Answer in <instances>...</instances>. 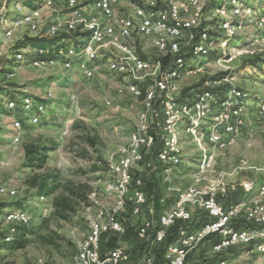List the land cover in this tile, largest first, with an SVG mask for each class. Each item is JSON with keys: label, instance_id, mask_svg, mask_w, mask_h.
I'll return each instance as SVG.
<instances>
[{"label": "built area", "instance_id": "1", "mask_svg": "<svg viewBox=\"0 0 264 264\" xmlns=\"http://www.w3.org/2000/svg\"><path fill=\"white\" fill-rule=\"evenodd\" d=\"M248 1L216 0L211 4L212 0H18L15 16L7 15L6 11L0 13V63L5 61L9 65L8 79L16 76L19 64L24 61L39 69L76 68L85 78L92 79L95 62L106 58L109 71L123 79V84L116 89L117 94L130 93L142 100L137 128L122 149L120 160L111 166L115 179L109 183L108 191L113 193L115 205L110 210H99L91 219L90 233L80 247L76 264H124L130 260L128 250L121 245L102 255V236L110 232L119 236L126 233L119 215L128 200L132 201L135 215L142 213L147 196L139 178L132 197H129L131 170L143 161L144 153L153 148L157 137L162 142L157 158L168 166L166 171L181 163L182 130L200 146L206 141L212 143L213 150L204 152L193 184L179 193L174 206L160 215L159 223L154 218H146L141 223L138 238L151 246L162 242L167 229L176 221L191 220L190 207L193 205L207 211L210 219L196 230L182 229L177 241L166 249L165 264H186L188 255L214 236L218 237L213 243L217 253L250 243L257 236V230L235 227L244 202L225 206L218 201V190H227L223 175L218 177V189L209 184L199 186L213 171L216 149L226 147L228 138L245 123L246 93L232 84L233 77L229 72L238 57L253 53L233 45V39L244 27ZM117 8L122 10L118 12ZM56 9V16L47 15L49 10ZM209 12L216 21L211 22ZM263 21L264 18L256 20L255 24L263 26ZM17 30H26L29 37L59 40L50 46L29 44L17 48L11 44ZM75 32L79 34L75 36ZM138 36L152 41L151 45L157 51L155 58L141 53ZM72 38L75 42L64 44L66 40L73 41ZM7 46H12L8 54L4 50ZM213 53L226 75L208 77L196 96L181 100L183 74L203 71V59ZM189 61H192L190 65ZM191 66L194 68L187 70ZM223 86L226 90L220 98L216 90ZM105 103L112 104L110 99ZM3 105L9 111L20 106L23 112H30L31 124L40 123L47 112L45 101L35 102L32 96L23 94L19 105L0 89V119L4 117ZM258 115H264L262 101ZM208 119L212 124L206 130ZM14 127L17 130L14 142L18 143L23 130L21 119L14 120ZM245 188L250 192L255 189L253 183H245ZM4 190L0 189V192ZM258 190L264 194V179ZM10 193L15 195L16 191ZM246 219L253 225H264V204L256 203L247 208ZM31 220V213L26 208L0 206V227L8 226L4 237L7 242L13 241L17 225H29ZM259 250L264 254V245ZM135 264H155V256L149 252ZM219 264L229 262L222 259Z\"/></svg>", "mask_w": 264, "mask_h": 264}, {"label": "rangeland", "instance_id": "2", "mask_svg": "<svg viewBox=\"0 0 264 264\" xmlns=\"http://www.w3.org/2000/svg\"><path fill=\"white\" fill-rule=\"evenodd\" d=\"M17 2L0 0V13L6 11L7 15L15 16ZM214 3L216 0H212L211 4ZM120 10L117 8L118 12ZM57 14V9L47 13L51 18ZM208 15L211 22L216 21L212 13ZM244 15V27L233 39V45L253 53L238 57L229 75L233 77L232 84L246 93L245 123L234 136L228 138L226 147L216 149L213 171L199 186L209 184L217 187L218 177L223 175L227 190H218V200L222 204L229 203L227 206L244 202L239 221L243 228L257 230L258 234L252 242L222 253L214 251L212 241L203 242L190 253L187 264H219L222 259L229 264H264V254L259 250L264 245V225H253L246 219L247 208L256 203L264 204V194L258 190L264 179V115H258L259 104L264 102V24L260 27L255 24L256 20L264 18V0H249ZM27 37L26 30H17L11 44L15 46ZM73 42L74 39L66 40L64 44ZM137 42L142 54L152 58L157 56L150 39L138 36ZM44 44L51 45L49 41ZM11 47L4 48L7 54ZM202 64L203 71L185 72L182 76L180 84L183 90L189 89L187 95L196 96L208 77L226 75L216 63L215 53L203 59ZM95 67L94 77L88 79L76 68L39 69L24 61L19 64L16 76L8 79L6 72L9 65L5 61L0 63V86L6 88L3 92L7 98H14L20 105L21 96L28 94L35 102L47 103V112L38 124H31V113L23 112L20 106L15 111H9L3 105L4 117L0 119V189L5 190L0 192V206L10 209L20 203L29 210L32 220L29 225H17V233L11 242L4 240L8 226L0 227L4 232L0 237V264H76L80 247L90 233L91 219L99 210H110L115 205L114 195L108 191L109 183L115 179L111 166L120 160L122 149L128 145L137 128L142 100L130 93L117 94L116 89L123 84V79L109 71L106 58L96 61ZM225 90L224 86L217 88L220 98ZM49 93L52 95L47 98ZM106 99H110L112 104L107 105ZM16 118L21 119L23 125L18 143L14 142ZM211 124L212 120L208 119L205 129ZM181 137L183 155L179 165L166 171L168 166L158 165L152 155L153 149H150L144 153V160L131 170L132 178L141 177L146 183L156 185V198L160 201L155 209L154 193L144 184L148 199L142 213L135 215L129 201L121 213L125 235L121 238L108 235L103 239V252L108 253L117 245L127 247L130 260L124 264H132L135 248L144 243L138 238L141 223L149 217L155 216L156 219L173 207L179 193L193 184L204 152L213 150L212 143L206 141L200 146L184 130ZM29 144L53 147L44 166H27L25 148ZM81 183L91 187L88 200L75 204L68 218H62L61 213L56 212L54 199L67 194L66 187ZM245 183H253L255 189L247 191ZM135 188L136 184L130 185L129 197H132ZM12 190L16 191L15 195L10 193ZM190 210L193 225L198 226L206 219V211L202 207L193 205ZM248 223L251 227H245ZM150 246L139 250L140 259L149 252L154 255Z\"/></svg>", "mask_w": 264, "mask_h": 264}, {"label": "trees", "instance_id": "3", "mask_svg": "<svg viewBox=\"0 0 264 264\" xmlns=\"http://www.w3.org/2000/svg\"><path fill=\"white\" fill-rule=\"evenodd\" d=\"M78 34H79L78 32L74 33L75 36H77ZM58 40H59V38L27 37L24 41L17 43L15 46L17 48L26 47L29 44L38 45V46H40V45L41 46H47V44H44L45 42L49 41L52 45V44L56 43ZM0 89L5 90L6 88L3 86H0ZM188 90L189 89L183 90L181 100H186V99H189L191 97V95H187V93H186ZM152 132L155 133L154 130H152ZM52 148L53 147H45V146L44 147H37L33 144L27 145L25 148L26 158H27V166H38V167L44 166V163L46 162V159H47V154L50 150H52ZM161 148H162V142L161 141L159 142V138L157 137L155 145L152 148L153 149L152 155L155 157L156 163L158 165H163L157 158L158 151ZM141 179L143 181L141 188L145 191L143 185L146 184L147 188L148 189L150 188L152 190V193H154V199H155L154 200V208L157 209L159 206L160 200H157V198H156V196H157L156 195V192H157L156 185H154L151 182L146 183V181L143 180V178H141ZM136 180L137 179L132 178L131 186H132V184H136ZM136 187H137V185H136ZM66 191H67V194L61 195V196L56 197L54 199V205L56 208V212L59 211L61 213L62 218H68V214H69V212H72L74 210L75 204L86 202L88 200V196L91 193V187L86 183H81V184L70 185V186L66 187ZM145 193L147 196L146 191H145ZM147 199H148V196H147ZM129 201L130 200L127 201L126 205L129 203ZM218 201L221 203L220 200H218ZM130 203L132 204V201H130ZM230 203H232V202L230 201ZM126 205H125V207H126ZM145 205H147V202ZM223 205L227 206V205H229V203H226V204L224 203ZM20 207H22V205L20 203L16 204V208H20ZM131 209L133 212V204H132ZM121 213L119 216H120V219L122 220ZM154 213H156V210ZM151 218H153V217H151ZM159 218H160V215L156 219L154 216V219L156 220L157 224L159 223ZM209 219H210V216H209L208 212L206 211V219L204 221H202V223L198 226L193 225V215H192L191 220H189V221H183V220L176 221V223L174 225L170 226L167 229L165 239L160 243H157V242L154 243L155 244V250H154L155 264H159V262H164V264H165V262H166L165 261L166 249L170 244H173L174 242L177 241L179 234H180V231L182 229H186L188 231L196 230V229L200 228L202 225H204ZM122 222L124 223L123 220H122ZM235 227L243 228L242 223L239 221V219L235 222ZM245 227H251V225L248 223V225H246ZM3 235H4V232L1 231V229H0V237ZM108 235H115L116 237L121 238L125 234L123 236L116 235L115 233H112V232L103 234L102 239H101V252H103L102 241ZM206 241H212L214 243V242L218 241V237L214 236V237L209 238ZM206 241H204V243ZM143 242L144 243L142 244V249L144 247H146V245H150L149 242H145V241H143ZM189 255L186 259V264L188 262ZM219 260H221V259H219Z\"/></svg>", "mask_w": 264, "mask_h": 264}, {"label": "crops", "instance_id": "4", "mask_svg": "<svg viewBox=\"0 0 264 264\" xmlns=\"http://www.w3.org/2000/svg\"><path fill=\"white\" fill-rule=\"evenodd\" d=\"M173 206H174V205H173ZM161 214H162V213H161ZM161 214H160V215H161ZM119 242H120V241H119ZM142 244H143V243L137 245L136 248L134 247L135 250H134L133 253H134L135 256H134V260H133V258H132V260H131V261H132V264H134L135 261H137V260L140 259L139 256H138V254H139L138 252H139V250H142ZM124 247H125V246H124ZM112 248H114V247H112ZM112 248H111V249H112ZM125 248L127 249V247H125ZM150 249L154 252V250H155V245H152V246L150 247ZM128 252H129V251H128ZM101 253H102V255H106V254H107L106 252H101Z\"/></svg>", "mask_w": 264, "mask_h": 264}]
</instances>
